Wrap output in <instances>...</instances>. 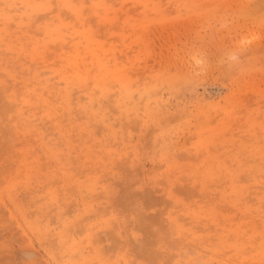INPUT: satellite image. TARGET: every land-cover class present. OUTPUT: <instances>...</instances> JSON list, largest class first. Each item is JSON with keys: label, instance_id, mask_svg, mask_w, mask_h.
Segmentation results:
<instances>
[{"label": "rangeland", "instance_id": "374dc122", "mask_svg": "<svg viewBox=\"0 0 264 264\" xmlns=\"http://www.w3.org/2000/svg\"><path fill=\"white\" fill-rule=\"evenodd\" d=\"M0 264H264V0H0Z\"/></svg>", "mask_w": 264, "mask_h": 264}]
</instances>
